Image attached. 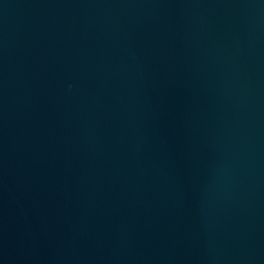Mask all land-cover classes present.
Returning a JSON list of instances; mask_svg holds the SVG:
<instances>
[{"label": "water", "instance_id": "obj_1", "mask_svg": "<svg viewBox=\"0 0 264 264\" xmlns=\"http://www.w3.org/2000/svg\"><path fill=\"white\" fill-rule=\"evenodd\" d=\"M0 264H264V0H0Z\"/></svg>", "mask_w": 264, "mask_h": 264}]
</instances>
